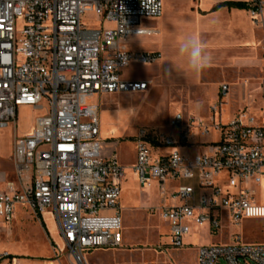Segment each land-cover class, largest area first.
<instances>
[{
    "label": "built area",
    "instance_id": "obj_1",
    "mask_svg": "<svg viewBox=\"0 0 264 264\" xmlns=\"http://www.w3.org/2000/svg\"><path fill=\"white\" fill-rule=\"evenodd\" d=\"M258 11L254 6L251 16ZM161 13V0H0V130L15 127L19 107L41 112L30 134L14 138L13 179L0 186V224L7 232L20 206L38 217L50 214L75 264H86L85 250L120 246L124 169L102 157L97 107L89 100L147 90L148 82L124 80L121 71L159 55L132 53L124 44L149 33L140 22ZM86 14L98 26L85 24ZM228 92V85L219 87L221 98ZM221 105L211 108L208 122L176 113L169 134L139 129L134 137L133 171L142 190L157 185L156 212L171 248L182 246L191 225L218 235L225 224L264 218V206L253 200L254 186L264 183V107L258 115L245 107L223 122ZM193 130L197 137L214 131L217 140L202 153H182ZM231 237L198 247L196 264H264V244ZM3 261L20 264L6 252Z\"/></svg>",
    "mask_w": 264,
    "mask_h": 264
},
{
    "label": "rangeland",
    "instance_id": "obj_2",
    "mask_svg": "<svg viewBox=\"0 0 264 264\" xmlns=\"http://www.w3.org/2000/svg\"><path fill=\"white\" fill-rule=\"evenodd\" d=\"M82 21L90 27L98 26L93 14H86ZM104 27L110 26L104 24ZM155 40L138 39L135 40V45L145 50ZM160 64L147 66L131 63L121 71V78L124 80L148 81L146 92L106 94L89 100L90 104L97 107L101 153L115 152L119 162L125 167V175L118 201L122 222L119 231L121 244L116 248L85 250L82 257L86 264H167L173 263L175 256L181 264L194 263L193 247L200 242V237H196V230L192 229V232L183 238L186 245L181 250L173 252L171 247L167 246L169 239L165 235L166 225L158 218L156 212L159 205L157 185L153 183L151 188L142 190L138 185L137 176L134 175V137L139 129L169 134L168 121L174 114L198 117L201 109L204 110L213 103H224L220 108L222 121L231 119L241 93L236 94L234 103L229 102L227 95L221 98L219 87L227 84L222 72L207 71L203 77L195 80L192 77H160L155 73ZM240 78L243 82L250 81V77L244 73ZM199 82L205 83V87L200 88ZM257 84V81H253L255 97L259 94ZM242 86V82L236 84L237 89ZM249 86L247 89H250ZM215 94L219 102L214 101ZM250 111L258 115V111ZM34 114L32 109L19 108L16 126L0 130V173L10 171L14 138L21 137L30 127ZM192 132L194 133L188 140L190 148L185 150L186 152H203L204 149L198 148L199 142L208 144L217 140L214 131L200 137L195 135V130ZM174 134L176 135V132ZM253 200L256 205L264 206V183L254 186ZM6 227L5 224H0V254L6 252L20 264H75L69 249L62 242L54 219L48 212L38 217L18 206L10 221L9 232ZM220 233L218 237H214L215 243H230L234 239L231 234H238L243 243L264 244V218L243 219L236 226L225 224ZM189 244L191 246H188ZM5 263L3 261L1 264Z\"/></svg>",
    "mask_w": 264,
    "mask_h": 264
},
{
    "label": "crops",
    "instance_id": "obj_3",
    "mask_svg": "<svg viewBox=\"0 0 264 264\" xmlns=\"http://www.w3.org/2000/svg\"><path fill=\"white\" fill-rule=\"evenodd\" d=\"M161 3V16L157 19L142 20L138 26L140 29L149 30L150 32L147 34L133 35L129 37L124 44L125 50L132 53L158 54L159 58L152 64L161 63L159 70L155 72L160 77H192L194 78L193 80H195L203 77L207 71H215L218 73L222 72L224 80L227 82L226 85L229 86L230 94H227L229 102L234 103L233 101L236 97V94L241 93L239 103L235 104L236 107L233 111V115L245 107L249 108L250 110L254 109L255 111L263 108L264 0H161ZM230 3H245L249 6V8H254V6L258 8L259 6L260 11H258L254 16H251L252 9H239L226 5ZM147 38L156 39L152 44H149V48L141 50L140 46L135 45V40H146ZM187 38H193L201 42L202 46L211 54L212 60L210 65L199 74H193L189 70L187 60L184 54L180 52V45L182 41ZM186 72H188L187 75ZM243 73L247 74V76L250 77V81L248 80L247 82H243V80L240 78V75H242ZM253 81L258 82V97H255L253 95ZM240 82L243 83V86L242 88L237 89L236 84ZM204 84L205 83L201 82L199 87L204 88ZM216 85L217 84L215 83V86ZM248 85H250V89H247ZM146 91L147 90L143 92ZM214 101L218 102V97L216 94L214 97ZM214 105H216V103L206 106L204 110L201 109L202 111L200 110L198 116L208 122L213 115L211 108ZM222 105H224V103ZM19 108L32 109L35 113L30 127L22 133L21 137H23L30 134L35 118L41 113L39 112V110H35L31 107L22 106ZM19 108L16 109L15 126L17 122V110ZM202 112L205 113L203 114ZM218 113L220 117V109ZM229 119L223 122H226ZM202 144L203 143L199 142L197 144L198 148H200L201 150H205L204 144ZM189 146L180 148V151L182 152L188 150L190 148ZM182 153L194 154L186 151ZM196 153L198 154V152ZM101 155L104 158H115L123 167L125 175V167L119 162L115 152L107 154L105 151H103ZM134 164L135 157L132 168ZM4 179H13L12 163L9 172L0 173V186H2V182ZM156 190L158 193L157 186ZM192 229L196 230V233L198 235L196 237H200V242L198 243V245L193 247V264H196L195 254L198 247L227 243H215L214 237H218L220 234L211 235L210 230L206 225H191L189 233L192 232ZM165 235L169 239L168 230ZM183 238L182 246L180 248H170L173 252L181 250L186 245L183 243ZM167 246L170 247L169 243L167 244ZM188 246H191V244H189ZM167 264L181 263L177 261V257L175 256L173 263L168 262Z\"/></svg>",
    "mask_w": 264,
    "mask_h": 264
},
{
    "label": "clouds",
    "instance_id": "obj_4",
    "mask_svg": "<svg viewBox=\"0 0 264 264\" xmlns=\"http://www.w3.org/2000/svg\"><path fill=\"white\" fill-rule=\"evenodd\" d=\"M180 52L184 54L188 68L193 74L201 73L212 60L211 54L202 46V43L193 38L182 41Z\"/></svg>",
    "mask_w": 264,
    "mask_h": 264
},
{
    "label": "trees",
    "instance_id": "obj_5",
    "mask_svg": "<svg viewBox=\"0 0 264 264\" xmlns=\"http://www.w3.org/2000/svg\"><path fill=\"white\" fill-rule=\"evenodd\" d=\"M229 7H235V8H239V9H253V8H249V6L245 3H230V4H226Z\"/></svg>",
    "mask_w": 264,
    "mask_h": 264
}]
</instances>
